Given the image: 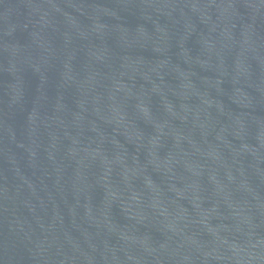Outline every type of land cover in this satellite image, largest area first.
I'll list each match as a JSON object with an SVG mask.
<instances>
[{
	"label": "water",
	"instance_id": "1",
	"mask_svg": "<svg viewBox=\"0 0 264 264\" xmlns=\"http://www.w3.org/2000/svg\"><path fill=\"white\" fill-rule=\"evenodd\" d=\"M0 264H264V0H0Z\"/></svg>",
	"mask_w": 264,
	"mask_h": 264
}]
</instances>
